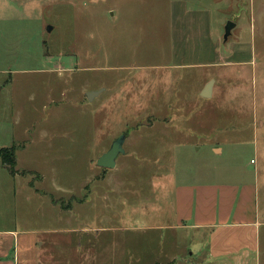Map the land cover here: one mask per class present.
<instances>
[{"label": "rangeland", "instance_id": "obj_1", "mask_svg": "<svg viewBox=\"0 0 264 264\" xmlns=\"http://www.w3.org/2000/svg\"><path fill=\"white\" fill-rule=\"evenodd\" d=\"M171 1L208 10L229 60L211 102L197 96L206 69L169 66ZM0 122L24 179L4 228L25 232L32 264H181L185 236L163 215L169 172L250 181L264 221V0H0ZM121 134L126 154L98 166Z\"/></svg>", "mask_w": 264, "mask_h": 264}, {"label": "crops", "instance_id": "obj_2", "mask_svg": "<svg viewBox=\"0 0 264 264\" xmlns=\"http://www.w3.org/2000/svg\"><path fill=\"white\" fill-rule=\"evenodd\" d=\"M177 2L171 1L169 6V21L171 18L172 24L171 56L174 61L169 66L206 69L197 96L211 102L217 95V74L221 69H227L229 60L220 59L219 39L217 34L215 39L212 38L211 15L208 10H188L186 5ZM210 80H213L210 97L204 98L201 93ZM99 89L100 92L91 100L107 91L111 92L106 86ZM146 91L149 92L148 88ZM207 112V109L201 111V116L208 115V119L201 117V120L209 134H212L216 130L217 117ZM1 123L0 148L9 147L12 144L8 146L7 143L14 134L5 130ZM212 150L215 153L221 152L217 146H212ZM16 166L17 160L15 169ZM21 176L16 172L11 174L0 160V264H32L33 260H29L31 245L23 236L25 232L4 228L10 216L9 208L5 210V207L11 203L12 196L16 199V189L12 186L24 182ZM161 183L164 189L161 196L163 215L171 219L166 227L171 231H182L186 240L185 247L189 251L187 255L190 258L184 259L185 262L181 264H264V231H261L264 221L259 217L253 183L178 182L172 172L164 175ZM34 196L37 197L36 191L31 193V197ZM169 240L170 245L178 246L175 239ZM175 262L176 259L170 254L168 264Z\"/></svg>", "mask_w": 264, "mask_h": 264}, {"label": "water", "instance_id": "obj_3", "mask_svg": "<svg viewBox=\"0 0 264 264\" xmlns=\"http://www.w3.org/2000/svg\"><path fill=\"white\" fill-rule=\"evenodd\" d=\"M235 26L233 21H227L224 26L223 40H226L231 33V29ZM213 80H210L204 87L201 96L204 98L210 97V90ZM101 89L96 91H89L86 93L88 100H91ZM126 138L125 134L116 137L110 144L109 148L103 152L97 159L96 164L103 168H114L116 166V159L120 154H124L123 143Z\"/></svg>", "mask_w": 264, "mask_h": 264}, {"label": "trees", "instance_id": "obj_4", "mask_svg": "<svg viewBox=\"0 0 264 264\" xmlns=\"http://www.w3.org/2000/svg\"><path fill=\"white\" fill-rule=\"evenodd\" d=\"M0 160L2 165L11 173L16 172L15 148L14 146L0 148Z\"/></svg>", "mask_w": 264, "mask_h": 264}]
</instances>
